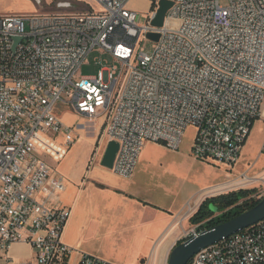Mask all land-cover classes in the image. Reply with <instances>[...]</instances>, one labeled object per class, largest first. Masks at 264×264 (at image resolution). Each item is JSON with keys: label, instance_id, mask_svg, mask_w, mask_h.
<instances>
[{"label": "built area", "instance_id": "2783aa9c", "mask_svg": "<svg viewBox=\"0 0 264 264\" xmlns=\"http://www.w3.org/2000/svg\"><path fill=\"white\" fill-rule=\"evenodd\" d=\"M129 1L93 0L96 7L82 12L0 15V251L30 245L33 260L22 264H65L75 254L77 264H118L63 240L71 216L60 204L66 181L46 157L61 162L78 136L62 121L59 104L91 121L105 117L107 142L119 144L111 170L126 179L147 142L179 151L190 126L192 156L231 170L262 115L264 0L227 6L169 0L161 27L152 24L160 0L145 24ZM145 38L153 42L150 51L140 46ZM94 51L104 57L96 59L98 73L80 75ZM203 226L193 225L180 240L208 229ZM188 264H264V220Z\"/></svg>", "mask_w": 264, "mask_h": 264}, {"label": "crops", "instance_id": "0c3cea01", "mask_svg": "<svg viewBox=\"0 0 264 264\" xmlns=\"http://www.w3.org/2000/svg\"><path fill=\"white\" fill-rule=\"evenodd\" d=\"M63 2L71 4L69 7L79 4V0H61L57 2V6ZM37 4L36 12L50 13V0H37ZM9 7L0 3V15L22 14L10 12ZM59 114L64 124L75 127L76 135L78 132L82 133L87 144L82 148L78 138L67 156L58 163L59 168L48 161L66 181V188L60 195V204L71 208V216L64 230V242L79 251L97 254L118 264H167L172 248L181 241L187 229L186 221L193 215V212L188 214L193 211L192 203H198L205 196L199 197L202 190L181 197L168 189L167 200H160L141 193L145 183L139 184L132 191L129 184L133 182L135 173L132 178L126 179L113 171L108 173L126 182L124 185L108 184L104 180L107 168L102 165V158L90 168L97 142L101 140L103 129L104 132L106 130L105 117L91 121L72 110ZM77 120L92 123L95 126L92 134L84 130L85 125L77 123ZM260 125H264V104L262 115L255 122L250 136L255 126L257 130ZM107 144L106 138L102 144L104 150ZM145 146L146 149L153 146L166 148L155 142H147ZM228 179L229 173L224 181L209 184L206 188L212 190V193L226 190L231 186L225 183ZM219 184L220 187L213 188ZM33 255L30 245L16 242L10 246L7 254L0 251V264H22L33 260ZM78 259V254H75L65 264H77Z\"/></svg>", "mask_w": 264, "mask_h": 264}, {"label": "rangeland", "instance_id": "374dc122", "mask_svg": "<svg viewBox=\"0 0 264 264\" xmlns=\"http://www.w3.org/2000/svg\"><path fill=\"white\" fill-rule=\"evenodd\" d=\"M58 1L61 0H50V13L67 11L82 12L92 9V7H96L93 0H79V4L76 7H73V4L72 7H58ZM0 3L10 6V12L29 14L38 11L37 0H0ZM221 4L227 6L229 0H221ZM128 7L138 13L137 21L140 24H145L147 23L148 14H150L152 9L157 7V5L155 4V0H131L128 3ZM152 45L153 42L146 38L140 43V46L144 47L147 51L152 49ZM98 58L104 57L97 51L92 52L88 56L87 61L80 67L79 74L84 76L96 75L100 69V65L96 62V59ZM105 58H108V56H105ZM68 110L69 109H67L66 106L61 104L57 107L59 113ZM64 119L67 121V117ZM77 123L85 125L84 130L89 131V133L92 134V129L95 127L94 125H91L92 123L82 120H77ZM195 133L196 129L193 126L188 127L179 151H172L158 146L146 149V146H144L141 159L135 170V177L133 182L129 184L132 191H135L139 187V184L145 183L142 192L140 191L142 194L151 198L167 200L166 191L168 189L171 190L172 193L181 195V197L188 195L191 192L202 190L200 191L201 193L199 197L201 195L205 196H203L198 203H192L193 211L189 212V215L192 214V212L195 214L203 201L208 197L240 189L252 190L253 192L250 195L252 198L264 194V125H260L257 130L255 126L253 134L248 138L247 147L243 149L239 164L229 171H227L228 169L225 166H217L212 163L196 160L192 156L190 148ZM77 135H79L80 146L82 148L86 147V140L82 136V133L78 132ZM105 139L106 135L103 129L101 140L97 142L93 158H91V169L100 162L99 159L104 155L105 150L102 144ZM262 146L263 148H261ZM46 159L52 164L54 163L55 167L58 165L59 168V164L55 163L52 158L46 157ZM108 172H112V170L107 168V173L104 177L105 182L116 185L125 184L126 181L117 177V174L110 175ZM228 173L230 174V179H228V182H225L231 185L228 189L210 194L206 193L209 191V189L206 188L209 184L224 181L228 176ZM244 173L248 174L250 179H244L242 176ZM215 187H220V184L213 186V188ZM139 196L144 197L143 195ZM217 214L218 213L215 215ZM192 226L193 224L190 220H187L186 230Z\"/></svg>", "mask_w": 264, "mask_h": 264}, {"label": "water", "instance_id": "95a60500", "mask_svg": "<svg viewBox=\"0 0 264 264\" xmlns=\"http://www.w3.org/2000/svg\"><path fill=\"white\" fill-rule=\"evenodd\" d=\"M172 5V2L169 0H160L158 12L152 22L154 26H163L166 14ZM60 6H71V4L63 3ZM148 37L158 41L160 35L158 33H149ZM118 150V142H108L101 161L104 167L109 169L113 168ZM262 220H264V198L254 207L238 216L212 228L203 230L197 236L186 239L182 243L175 244L169 254L167 264H188L191 258L201 250L221 241L223 238L255 225Z\"/></svg>", "mask_w": 264, "mask_h": 264}, {"label": "trees", "instance_id": "16d2710c", "mask_svg": "<svg viewBox=\"0 0 264 264\" xmlns=\"http://www.w3.org/2000/svg\"><path fill=\"white\" fill-rule=\"evenodd\" d=\"M252 190L240 189L206 198L200 208L190 218L193 225L203 224L212 228L226 222L258 204L260 200L250 197ZM214 209V210H213ZM218 213L217 215H215ZM186 239L178 242L182 243Z\"/></svg>", "mask_w": 264, "mask_h": 264}, {"label": "bare ground", "instance_id": "6f19581e", "mask_svg": "<svg viewBox=\"0 0 264 264\" xmlns=\"http://www.w3.org/2000/svg\"><path fill=\"white\" fill-rule=\"evenodd\" d=\"M206 193H207V194H208V193H212V190H209V191H207Z\"/></svg>", "mask_w": 264, "mask_h": 264}]
</instances>
